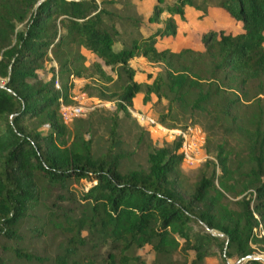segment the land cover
<instances>
[{
    "label": "trees",
    "instance_id": "1",
    "mask_svg": "<svg viewBox=\"0 0 264 264\" xmlns=\"http://www.w3.org/2000/svg\"><path fill=\"white\" fill-rule=\"evenodd\" d=\"M116 2L0 0V250L7 248L2 238H21L20 223L34 218L35 236L58 230L60 249L46 257L7 248L21 263L147 264L137 252L145 249L151 264H208L209 258L264 264L248 258L253 244L264 243L255 232L264 222V0H156L147 16L156 28L124 33L109 7ZM186 6L201 17L209 7L221 8L240 30L209 29L200 50L158 48L159 40L176 35L174 17L183 20ZM135 57L159 67L154 76L147 73L151 82L134 79ZM47 61L57 71L51 67L45 81L39 70ZM81 79L87 96L116 103L108 148L98 156L59 111L61 102L73 103L74 80ZM138 93L143 104L152 95L167 101L160 123L176 112L197 114L242 134L248 168L232 166L219 143L216 163L210 162L220 172L202 173L188 191L177 137L151 147L147 169L122 171L118 114L130 115ZM38 208L44 215L33 213ZM0 264L11 260L0 254Z\"/></svg>",
    "mask_w": 264,
    "mask_h": 264
},
{
    "label": "rangeland",
    "instance_id": "2",
    "mask_svg": "<svg viewBox=\"0 0 264 264\" xmlns=\"http://www.w3.org/2000/svg\"><path fill=\"white\" fill-rule=\"evenodd\" d=\"M117 2L109 7L114 9L118 16L115 21L118 29L124 33L127 31L136 32L137 29L142 31H148V29L156 28V25H148L147 16L152 11V7L156 0H116ZM172 1V0H168ZM189 8V6L187 7ZM191 10V9H190ZM212 17L205 16L203 27L208 28L211 21L215 24H221L222 26L231 27L233 33H236L239 28L234 27L233 21L228 19L219 12L213 11ZM198 12L184 16L186 21L195 19ZM226 14V13H225ZM167 17V13L163 14ZM229 17V16H228ZM124 18H136L140 20L138 27L131 25V21ZM232 19L231 17H229ZM176 19L180 22L178 16ZM181 24V22H180ZM183 25V26H182ZM179 27L178 38H165L163 44H175L176 48L181 45L198 46L199 31L196 27H192L191 24L182 23ZM186 35V36H185ZM188 35V36H187ZM184 38L180 41L177 40L181 37ZM174 41V42H173ZM178 44V45H177ZM90 61L93 56L89 53H85ZM88 63V62H87ZM134 66L138 70L136 76L137 80H144V76L139 74L148 69L145 62L133 61ZM42 70H39V74L43 80H49L52 76L51 67L54 71H57L55 62L47 61ZM3 79L0 78V83ZM75 86L72 91L78 92V89L86 82V80H74ZM59 86V83H56ZM86 94V93H85ZM87 96V95H86ZM88 97V98H87ZM86 99L78 98L79 102L85 109L86 113L78 118H83V122L78 123L76 127L73 125L76 120L69 121L65 124L69 126L71 132L80 130L83 133L84 138L90 139L91 152L94 156L104 153L109 145V131L111 125V118L116 111V103L114 101H101L94 97L87 96ZM264 98V96H262ZM138 97H136L137 100ZM77 103V104H78ZM264 104V101H263ZM130 115H126L124 112L118 114V142L116 151L122 155L120 160V169L122 171H128L132 169H147L148 168V153L153 145L162 146L165 143L172 142L175 138L185 134L188 138V144L185 151L189 155L185 157L180 164V180L183 187L190 191L193 189L194 184L200 178L202 173L210 174L215 168L216 172L220 170L213 163L215 160V148L219 143H225L227 151H229L232 166L241 162V170L248 168L247 162H244V158L247 152L246 139L242 134L231 131L226 125H215L213 121L207 116L192 115L185 113H177L167 118L165 122H159L162 115L167 114V101L162 99L157 101L154 96L153 99L147 104H139L136 102V106L133 108L128 107ZM142 117V118H141ZM174 117V118H172ZM36 124V123H35ZM41 128V126H40ZM41 130H46L44 127ZM191 141V142H190ZM212 161V162H210ZM253 193L249 191L248 198H253ZM240 198V197H239ZM34 214L44 215L42 208L36 209ZM35 225L34 218H26L19 225V233L22 235L19 239H6L2 238L1 243L3 246L9 248H21L28 252L36 253L38 255L52 257L59 251V242L62 239V235L58 230H48L46 234L41 236H35L31 231ZM255 232L258 236H264V222L256 227ZM254 256H263L264 252L260 248H264V243L253 244ZM3 248L0 250V254L11 260V264H26L17 261L13 257V253ZM104 250V249H103ZM102 250V251H103ZM138 254L146 259L147 264H151L153 254L145 249H139ZM208 262H214L215 259H208ZM206 261V262H207ZM207 262V263H208ZM243 261L229 260L230 264H242ZM212 264V263H208Z\"/></svg>",
    "mask_w": 264,
    "mask_h": 264
},
{
    "label": "crops",
    "instance_id": "3",
    "mask_svg": "<svg viewBox=\"0 0 264 264\" xmlns=\"http://www.w3.org/2000/svg\"><path fill=\"white\" fill-rule=\"evenodd\" d=\"M188 6H186L185 7V14H184V16L186 17V15H188V14H191L192 15V13H194V12H198V14H197V16H196V18L195 19H190L189 21H186V19H180L179 18V16H178V18H179V20H180V22H181V24H180V22H178L177 21V19H176V16L174 17L175 18V20H176V24H177V33H176V35L175 36H173V37H171V36H169L170 37V39H172V38H178V31H179V27L182 25V23H188L189 25L191 24V26L192 27H196L197 29V31H199L200 33H199V39L197 40L198 42H199V44H198V46H196V47H193V46H187V45H181V46H179V47H177L176 48V45L173 43V44H163V42H164V39L165 38H169V37H165V38H163V39H161V40H159L158 42H157V44H156V46L158 47V48H166V47H168V48H170V49H172L173 51H178L179 49H181V48H183V47H190V48H193V49H198V50H200L201 49V44H200V40H201V36L203 35V33H205L206 31H208L209 29H220V28H223V29H230L231 30V27H229V28H226L227 26H222L221 24H215V23H213L212 21H211V23H210V25H208V28H205L204 29V27L202 26L203 25V22H204V20H205V16L206 17H208V18H211L212 16V14L211 13H214L213 11H216V12H219V13H222L227 19H228V21L230 22V21H233L232 23H234L233 24V26L234 27H237L236 25H238V28H239V30H240V24L238 23V22H236L234 19H230L228 16V14L223 10V9H221V8H217V7H209L208 8V10H207V14L205 15V16H202L201 17V12L200 11H197V10H195V9H193L192 7H189V8H187ZM191 9V10H190ZM226 13V14H225ZM183 26V25H182ZM194 27V28H195ZM238 30V31H239ZM232 31V30H231ZM237 31V32H238ZM186 36V35H185ZM188 36V35H187ZM184 38V36L183 37H181V38H179V39H177V40H182ZM174 42V41H173ZM178 45V44H177ZM82 52L85 54V53H89L90 55H92L90 52H88V51H86V50H82ZM86 55V54H85ZM133 61H141V62H145V64L147 65V67H148V69H146L144 72H141V73H139V74H142L143 76H144V80H137L136 79V76H137V74H138V72H136V74H135V76H134V79L136 80V81H138V82H143V83H149V82H151V80H152V78L151 79H148L147 78V73H152L153 74V76L155 75V73L159 70V67L158 66H156V65H153V64H150V63H148L144 58H142V57H135V58H133V59H131V61H130V65L133 67V68H136L135 66H134V64H133ZM138 71V70H137ZM136 97H138L137 98V100H136ZM152 97V99H153V97H154V95H152L151 96ZM136 102H139V104L141 103V104H143V94L142 93H138L137 95H135V97L133 98V108L136 106ZM210 259V258H209ZM208 260V259H207ZM206 260V261H207ZM212 260V259H211ZM263 261V260H262ZM208 262V261H207ZM216 262V260L214 261V262H208V263H215ZM264 262V261H263Z\"/></svg>",
    "mask_w": 264,
    "mask_h": 264
},
{
    "label": "built area",
    "instance_id": "4",
    "mask_svg": "<svg viewBox=\"0 0 264 264\" xmlns=\"http://www.w3.org/2000/svg\"><path fill=\"white\" fill-rule=\"evenodd\" d=\"M56 87H59L58 84H56ZM72 92H73V96H72L73 103L66 104L61 102L60 104L59 111L64 123H67L78 117H81L83 116L84 113L87 112L86 109L80 103H78L79 102L78 98L86 99L87 97L86 94L82 92L80 89H78V92H74V90ZM179 137L182 139L180 152L183 154V159H184L185 157L189 156L185 151V148L187 147L188 144V138H186L184 133L181 134V136Z\"/></svg>",
    "mask_w": 264,
    "mask_h": 264
},
{
    "label": "water",
    "instance_id": "5",
    "mask_svg": "<svg viewBox=\"0 0 264 264\" xmlns=\"http://www.w3.org/2000/svg\"><path fill=\"white\" fill-rule=\"evenodd\" d=\"M223 235V234H222ZM248 258H251V259H261L264 261V257L263 256H254V255H251L249 256ZM240 261H243V259H241Z\"/></svg>",
    "mask_w": 264,
    "mask_h": 264
}]
</instances>
